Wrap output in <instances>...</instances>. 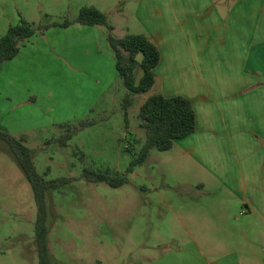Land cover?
<instances>
[{
	"label": "rangeland",
	"instance_id": "rangeland-1",
	"mask_svg": "<svg viewBox=\"0 0 264 264\" xmlns=\"http://www.w3.org/2000/svg\"><path fill=\"white\" fill-rule=\"evenodd\" d=\"M118 3L0 0V38L22 19L35 28L74 21L84 6L104 10L115 37L136 33L134 22L129 23L134 14ZM98 51L97 28L52 27L0 67V129L26 137L46 179H76L47 194L51 252L62 264H180L178 259L199 258L196 252H178L190 237L176 214L196 202L207 205L209 195L189 193L181 185L199 178L177 149L152 150L120 188L81 178L86 167L126 172L146 139L140 107L160 87L157 83L136 96L126 117L122 103L128 90L105 57L104 45ZM141 75L139 71L138 79ZM81 122L93 124L61 147L57 139L65 129L59 125L78 127ZM36 217L33 189L8 144L0 141V264H38Z\"/></svg>",
	"mask_w": 264,
	"mask_h": 264
},
{
	"label": "crops",
	"instance_id": "crops-1",
	"mask_svg": "<svg viewBox=\"0 0 264 264\" xmlns=\"http://www.w3.org/2000/svg\"><path fill=\"white\" fill-rule=\"evenodd\" d=\"M118 6L134 14L131 34L146 35L160 50L157 93L188 98L196 113V131L169 150L198 171L197 182L181 185L209 195L207 205L196 202L176 214L190 237L178 252L199 256L180 264H264V0H119ZM93 27L97 53L104 45L116 65L107 29Z\"/></svg>",
	"mask_w": 264,
	"mask_h": 264
},
{
	"label": "trees",
	"instance_id": "trees-1",
	"mask_svg": "<svg viewBox=\"0 0 264 264\" xmlns=\"http://www.w3.org/2000/svg\"><path fill=\"white\" fill-rule=\"evenodd\" d=\"M73 24L90 27L103 26L107 29L108 41L115 53L116 71L128 90L122 103L127 117L135 97L149 93L155 86L157 78L155 69L160 64L161 53L159 48L144 34H128L123 38L115 37L114 27L107 14L95 6L82 7L74 21L66 20L63 23L55 22L35 28L33 24L22 19L18 25L10 26L7 33L0 38V67L14 60L24 44L37 33H44L52 27L68 28ZM139 71H142V75L138 79ZM139 119L140 127L146 130V139L140 153L131 161L126 172L113 174L110 171L86 167L81 174L82 179L94 184L104 183L113 188H120L128 184L129 174L147 161L152 150L160 152L171 150L176 140L190 136L197 127L196 113L191 101L180 95L166 97L161 93L152 94L141 105ZM92 124L81 122L78 127L68 124L59 125L65 131L57 139L58 144L66 147L74 136ZM0 141L10 147L18 166L34 192L37 206L35 242L38 264H62L53 256L49 245L47 194L50 191L62 189L76 179L60 177L48 180L41 175L35 164L33 150L25 144V136L17 138L6 129H0Z\"/></svg>",
	"mask_w": 264,
	"mask_h": 264
}]
</instances>
